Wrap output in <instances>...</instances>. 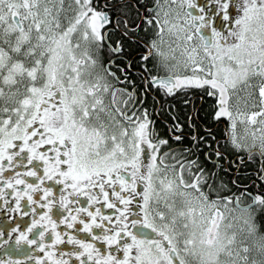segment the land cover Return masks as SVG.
I'll return each mask as SVG.
<instances>
[{"label": "snow or ice", "instance_id": "6c2138e0", "mask_svg": "<svg viewBox=\"0 0 264 264\" xmlns=\"http://www.w3.org/2000/svg\"><path fill=\"white\" fill-rule=\"evenodd\" d=\"M156 94L211 98L222 142L161 136ZM228 152L264 183V0H0V264H264Z\"/></svg>", "mask_w": 264, "mask_h": 264}, {"label": "flooded vegetation", "instance_id": "af4514ba", "mask_svg": "<svg viewBox=\"0 0 264 264\" xmlns=\"http://www.w3.org/2000/svg\"><path fill=\"white\" fill-rule=\"evenodd\" d=\"M114 2H116V0H114ZM142 51H144L142 46L130 43L129 51L125 54L128 59L133 60V69L129 71V77L137 82H139V77L134 74L137 68L135 61L139 60V54ZM116 62L117 64H120L121 67L124 66L122 59H117ZM112 70L115 71L117 75H121L119 69L113 68ZM125 71H128V69L125 68ZM121 78L123 77L121 76ZM156 98L159 101V104H154L152 97L150 96L148 97L147 105L149 107L151 119L155 122V127L161 136L170 137V135H179V129H173L172 133H169V129L172 128L175 123H179L183 125V146L190 147L192 141L189 137L193 135V130L189 127L188 118L191 117V124L195 125L196 128L195 134L203 136L205 135L204 128H211L213 130L212 135L222 142L225 128L224 124H217L211 120V105L214 103L211 98L204 97L203 102H201L200 99L194 97L193 102L195 108H193L192 103H190L184 106L177 105L176 109L168 107L169 103H176V101L171 100V98L166 101L162 99L159 94H156ZM153 107H155L156 111H153ZM173 116L176 117L175 121L172 119ZM209 143L213 142L209 141ZM169 144L173 147L181 146L180 142L172 141L171 139H169ZM221 150L223 151V148ZM201 159H203L202 153ZM219 163L221 165V168L218 170L219 177L223 179V182L228 185V188H230L233 193L237 195L244 192L254 193L257 187L264 188V183L257 178L261 166L258 157H253L251 161L245 157L243 162H241L240 159H237L236 153L228 152L226 157L221 159ZM207 166L211 168L212 164H208ZM232 180H235L236 185H239V187L234 186L231 183ZM241 202L242 204L249 203V199L245 196H241ZM254 211L256 210L254 209ZM4 222L11 223L10 221Z\"/></svg>", "mask_w": 264, "mask_h": 264}]
</instances>
